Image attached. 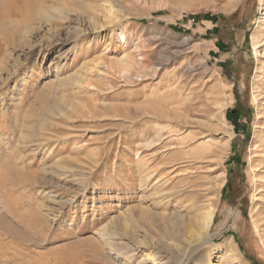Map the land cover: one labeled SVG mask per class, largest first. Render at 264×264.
Returning a JSON list of instances; mask_svg holds the SVG:
<instances>
[{"label": "rangeland", "instance_id": "1", "mask_svg": "<svg viewBox=\"0 0 264 264\" xmlns=\"http://www.w3.org/2000/svg\"><path fill=\"white\" fill-rule=\"evenodd\" d=\"M263 13L264 0H0V264H264ZM198 126L220 169L184 194L162 167L182 166L168 148Z\"/></svg>", "mask_w": 264, "mask_h": 264}, {"label": "bare ground", "instance_id": "2", "mask_svg": "<svg viewBox=\"0 0 264 264\" xmlns=\"http://www.w3.org/2000/svg\"><path fill=\"white\" fill-rule=\"evenodd\" d=\"M263 15H264V13H263ZM258 43H259V41L257 40L256 37H254L253 45L257 47ZM170 57L171 56H169L166 60L161 61L157 65L153 66V68H152L153 71H157L159 67H163L165 64H167L169 62V60H171ZM257 71H259V69ZM186 108H189V107H186ZM154 114H157V113L155 112ZM174 116L177 119L181 118V116H179V115H174ZM189 124L191 125V121L187 120L186 118L183 121L176 122V125L179 127H185V126L187 127ZM262 132H263V130H262ZM207 136L208 135L205 134V131L202 129V127L198 126V130L195 134L193 133V134L181 137L180 139H178V141H176V143H174L172 146H170V148H168V149H177V151H179L178 153H181L180 157H178L180 162L177 161L178 163H176V164H179V163H183V164H182V166L178 165V166H174V167H173V165L165 166V167L163 166L162 168L172 170L173 172L176 171L175 176L178 177V180L180 181V183H182V186H181L182 188L180 189L181 193H184V194H198V193H200L202 190L205 189V187H204L205 184L203 185V183L201 182L200 179H203V177L199 174L204 173V172L214 173L215 171H218L220 169L219 165L217 163V160L219 159L220 154H218L217 152L214 153L211 150V148H210L211 144L209 142L207 143L208 140H205V138ZM259 136H257L258 139H256V141L254 142L252 150L255 152L254 156L260 157L259 160L264 164V150H263L264 149V138L259 137ZM164 139H166V138H158V139L152 141L151 144H149V146L159 145L158 142L163 143ZM196 141H199L200 143H202V141H204V143L200 144L201 147H199L200 145L198 144L199 146H196V148L194 147L195 149L193 148L194 149V150L192 149L193 151L191 149H190V151H187L186 150V146L188 145L187 143H189V142L192 143V142H196ZM207 144H209V145H207ZM223 145L225 147L229 146L228 143L227 144L223 143ZM259 148H261V149H259ZM179 167H181V168H179ZM256 177H258L257 178L258 181H260L261 183H264V173H263V175H261V176L257 175ZM262 186H264V184ZM206 189L208 190V188H206ZM164 193L166 194V192H164ZM174 195H175V193L170 192V194L169 193H168V195L166 194L165 197L174 198V197H176ZM256 198H258V197H256ZM214 213H215V207H210L207 209V212L205 215V221H204L205 225L208 226L212 222L213 217H214ZM145 259L148 261L154 262V261L158 260V257L155 254H149L146 256ZM159 264H162V263L159 262Z\"/></svg>", "mask_w": 264, "mask_h": 264}, {"label": "trees", "instance_id": "3", "mask_svg": "<svg viewBox=\"0 0 264 264\" xmlns=\"http://www.w3.org/2000/svg\"><path fill=\"white\" fill-rule=\"evenodd\" d=\"M236 109H234V111H235ZM237 111V110H236Z\"/></svg>", "mask_w": 264, "mask_h": 264}]
</instances>
